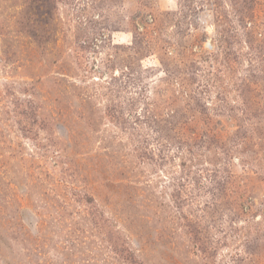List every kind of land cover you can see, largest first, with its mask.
<instances>
[{
  "label": "rangeland",
  "instance_id": "374dc122",
  "mask_svg": "<svg viewBox=\"0 0 264 264\" xmlns=\"http://www.w3.org/2000/svg\"><path fill=\"white\" fill-rule=\"evenodd\" d=\"M0 264H264V0H0Z\"/></svg>",
  "mask_w": 264,
  "mask_h": 264
}]
</instances>
